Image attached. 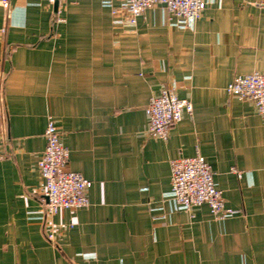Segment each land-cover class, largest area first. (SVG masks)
Returning <instances> with one entry per match:
<instances>
[{
  "label": "crops",
  "instance_id": "crops-1",
  "mask_svg": "<svg viewBox=\"0 0 264 264\" xmlns=\"http://www.w3.org/2000/svg\"><path fill=\"white\" fill-rule=\"evenodd\" d=\"M106 1L58 14L0 0V264H264V116L226 91L264 73V8L210 0L188 26L162 8L134 25ZM170 85L194 109L164 140L146 107ZM50 116L70 168L93 181L88 207L52 216L38 167ZM197 153L235 210L226 219L169 198L171 160Z\"/></svg>",
  "mask_w": 264,
  "mask_h": 264
},
{
  "label": "built area",
  "instance_id": "built-area-1",
  "mask_svg": "<svg viewBox=\"0 0 264 264\" xmlns=\"http://www.w3.org/2000/svg\"><path fill=\"white\" fill-rule=\"evenodd\" d=\"M50 1L58 2L57 13L60 14L62 4L67 0ZM1 2L7 4L8 0ZM209 2L210 0H123L122 8L127 13L129 22L134 25L146 10L162 8L176 19L175 24L188 26L202 18ZM106 4L110 5V1L107 0ZM255 4L264 8V0H256ZM58 21L64 22L65 18L58 17ZM226 91L240 100H251L258 113L264 116L263 72L237 75ZM193 109L192 101L179 97L174 85L163 87L158 94L151 96L146 107L149 117L148 132L167 140L172 126L182 120L185 112L192 114ZM3 116L4 110L0 106V119ZM45 138L46 148L38 167L44 180L46 213L52 216L62 208L78 210L88 207V190L93 181L70 168L69 149L62 144L61 133L52 116L48 118ZM171 182L169 198L178 209L191 210L207 204L219 220L235 213L233 208L227 206L223 191L215 181L212 167L201 153L171 160ZM49 237L53 239L52 234Z\"/></svg>",
  "mask_w": 264,
  "mask_h": 264
},
{
  "label": "water",
  "instance_id": "water-1",
  "mask_svg": "<svg viewBox=\"0 0 264 264\" xmlns=\"http://www.w3.org/2000/svg\"><path fill=\"white\" fill-rule=\"evenodd\" d=\"M58 4V2L56 1V5Z\"/></svg>",
  "mask_w": 264,
  "mask_h": 264
}]
</instances>
